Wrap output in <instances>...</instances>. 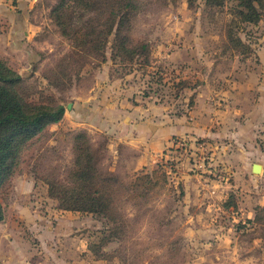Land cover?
Segmentation results:
<instances>
[{
    "label": "rangeland",
    "instance_id": "obj_1",
    "mask_svg": "<svg viewBox=\"0 0 264 264\" xmlns=\"http://www.w3.org/2000/svg\"><path fill=\"white\" fill-rule=\"evenodd\" d=\"M7 1L0 63L21 78L12 90L64 113L19 144L0 182V264H264V0H136L119 32L117 8L100 17L61 0H35L28 25L10 26ZM80 23L90 39L74 36ZM127 96L145 131L150 115H191L200 98L213 136L170 139L138 168L140 142L101 126L105 104ZM78 149L116 181L105 211L68 200Z\"/></svg>",
    "mask_w": 264,
    "mask_h": 264
},
{
    "label": "trees",
    "instance_id": "obj_2",
    "mask_svg": "<svg viewBox=\"0 0 264 264\" xmlns=\"http://www.w3.org/2000/svg\"><path fill=\"white\" fill-rule=\"evenodd\" d=\"M207 1V0H206ZM242 6L252 9L254 0H239ZM72 2L73 5L83 6L86 11L92 12L93 7H98L100 17H103L107 7L117 8L111 9L109 14L113 17H119V23L116 30L118 32L125 24L129 23L128 16L135 6L136 0H61L62 5ZM115 10V11H114ZM65 13V12H64ZM124 14V15H123ZM68 18L62 14V17L56 19ZM81 22V21H80ZM82 23H80L81 26ZM64 34H65V25ZM77 27L72 32L74 36L82 34L90 39L89 33H82L83 27ZM86 30V29H84ZM95 30V29H93ZM87 32V31H86ZM91 41H86L89 44ZM142 48H145L144 46ZM21 78L10 71L7 67L0 63V182L9 174L10 163L18 152L19 144H23L29 140L32 135L40 132L49 124L59 122L64 113V108L58 106L55 109L43 106L30 107L24 105L21 99L15 93L14 88ZM83 138L84 136H78ZM80 151V149H78ZM83 152V153H82ZM82 153L76 159V173L72 183L76 185V190H72L68 200L74 204L85 203L86 208L90 212H100L99 210H107L111 200L107 195V188H111L116 181L107 176H95V159L90 152L80 151ZM82 156L83 160H82ZM86 158V159H84ZM11 171V169H10ZM150 179V177H146ZM146 182H148L146 180ZM98 188H102L99 190ZM262 209V208H260ZM264 210V209H263ZM2 219V209L0 206V220ZM255 214L254 220H257Z\"/></svg>",
    "mask_w": 264,
    "mask_h": 264
},
{
    "label": "crops",
    "instance_id": "obj_3",
    "mask_svg": "<svg viewBox=\"0 0 264 264\" xmlns=\"http://www.w3.org/2000/svg\"><path fill=\"white\" fill-rule=\"evenodd\" d=\"M4 1L8 5V1ZM34 1L35 0H14L13 2V0H10V26H13V23L16 22L19 23V21L23 23L26 22L25 25H28V10ZM11 30H13L15 34L16 30ZM111 100H109L110 103ZM109 102L105 104L103 108L105 114L102 119V131H106L108 135H114L116 131H121L118 140L124 142L123 144H129L136 140L140 142L143 146V151L134 158V165L138 168L146 167L150 162L149 160H153V153H158L161 147L168 146L170 139L175 137L208 138L213 136L210 128L211 124L209 123L210 118L209 116L205 117L204 113L200 110L202 105L200 98H197L196 109L191 115L178 118L170 116L167 120L162 119L164 116L159 120L158 113L155 114L157 118L150 115V120L152 121H150V125H148L149 131L144 130L147 124L145 123V125L138 117L141 113L137 110L140 108L133 104L128 96L120 100V103L115 104L114 107H112ZM106 107H108V109ZM114 111L118 112V115H115ZM148 112L149 111H146L145 115H147ZM110 114L112 120L110 119ZM212 124L214 123L212 122ZM112 139L114 141L116 137L113 136ZM253 166L254 164L251 166V169H253ZM260 171H262V167H260ZM259 206L264 207L262 204ZM252 212L253 215L250 217V220H253L254 217V210Z\"/></svg>",
    "mask_w": 264,
    "mask_h": 264
},
{
    "label": "water",
    "instance_id": "obj_4",
    "mask_svg": "<svg viewBox=\"0 0 264 264\" xmlns=\"http://www.w3.org/2000/svg\"><path fill=\"white\" fill-rule=\"evenodd\" d=\"M253 171H254V173H258V172H260V166H258V165H254V166H253Z\"/></svg>",
    "mask_w": 264,
    "mask_h": 264
}]
</instances>
